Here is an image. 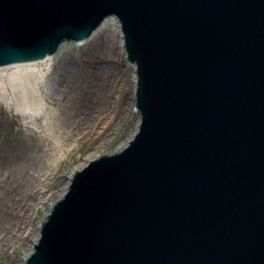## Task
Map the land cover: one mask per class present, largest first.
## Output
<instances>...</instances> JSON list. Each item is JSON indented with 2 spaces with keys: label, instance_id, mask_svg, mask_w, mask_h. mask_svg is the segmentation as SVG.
I'll return each mask as SVG.
<instances>
[{
  "label": "water",
  "instance_id": "1",
  "mask_svg": "<svg viewBox=\"0 0 264 264\" xmlns=\"http://www.w3.org/2000/svg\"><path fill=\"white\" fill-rule=\"evenodd\" d=\"M108 16L140 124L76 170L24 264H264V0H0V65Z\"/></svg>",
  "mask_w": 264,
  "mask_h": 264
},
{
  "label": "rangeland",
  "instance_id": "2",
  "mask_svg": "<svg viewBox=\"0 0 264 264\" xmlns=\"http://www.w3.org/2000/svg\"><path fill=\"white\" fill-rule=\"evenodd\" d=\"M96 30L92 34L109 35L117 44L116 57L119 59L122 70L107 103L106 117L99 119L92 127L93 133L86 134L81 130L82 127L72 129V137L66 141L68 144L60 145L64 131L71 129L72 119H65L64 109L49 97L47 81L50 80V70L56 64L43 69L44 73L36 86L39 90L31 95L30 104L24 107L25 109H22L16 102L14 93H10L7 101L3 97L5 93L3 92V95L0 93V189H2L0 216L13 212V221L17 220L16 223L19 224L15 226L18 231L14 230L15 228L8 229L11 241L7 243L5 249L0 250V264L23 263L24 251L29 249L34 234H38V223L46 207L60 190L63 182L70 177L69 172L84 160H89L90 156L94 154L97 156L96 154L100 152L104 153L124 144L137 125V115L133 108L132 65L123 59V47L118 27L116 28L115 24H103ZM98 53L99 51L96 50L94 57ZM96 60L103 59L95 58L94 61ZM119 113L122 117H119ZM104 130H108V136L106 134L105 137L110 139L112 134L111 143L98 149L97 142ZM58 146L59 151L52 159L48 153L53 147L55 149ZM27 156H30V160L25 162L23 158ZM41 161L47 162V165L49 161L52 163L48 167L39 165L30 211L28 213L23 210L12 211L11 198L15 199L16 193L21 188L24 176L22 171L29 169L33 163ZM49 177L58 178L59 182L55 186H50Z\"/></svg>",
  "mask_w": 264,
  "mask_h": 264
},
{
  "label": "bare ground",
  "instance_id": "3",
  "mask_svg": "<svg viewBox=\"0 0 264 264\" xmlns=\"http://www.w3.org/2000/svg\"><path fill=\"white\" fill-rule=\"evenodd\" d=\"M103 24H115L116 28L118 27V23L113 17L105 19L100 27ZM116 45L115 41L109 35L102 36L99 33H95L80 42L62 43L54 55L46 56L32 62L16 63L0 67V93L2 95L5 93L3 97H5L6 101L10 93H14L16 102L22 109H25L24 107H28L30 104L31 95H34L39 90L36 86L37 81L44 73L43 69L50 67L52 64H56L50 70V80L47 81V84L50 94L49 97L64 109L65 119H72L71 129L67 128L69 130L64 131L61 137L62 144L59 143L60 145L64 143L66 145L68 144L66 141L72 137V129L82 127L81 130L83 132L91 134L93 133L92 127L96 125L99 119L106 117L107 103L113 92L114 84L122 70L119 59L116 57ZM96 50L99 53L94 57ZM95 58L103 60L94 61ZM103 61L107 62L104 63ZM119 117H122L121 113H119ZM63 129L65 128L63 127ZM107 133L108 130H104L102 136L99 137L97 142L98 149L104 148L111 143L110 139L112 138V134L109 139L105 137ZM59 146L55 149L53 147L48 153L52 159L59 151ZM92 157H95V154L90 156V158ZM23 159L26 162L30 160V156L24 157ZM44 161L35 162L29 169L22 171V173L24 172V176L21 181V188H18L19 192L16 193V198H11L12 211L20 212L23 210L26 213L30 211L33 205L31 199L35 194L34 189L36 186V176L39 171L38 168H40L39 165H47V162L44 163ZM86 161L84 160L80 165H76L75 169L83 166ZM51 163L52 161H49L48 165ZM75 169L73 168L69 174L71 175ZM49 179L48 184L50 186H55L59 182L58 178L49 177ZM68 180L69 177H67L60 190L53 196L45 209V213L49 205L65 190ZM1 191L2 189H0ZM13 217V212L9 213V215L5 214L0 216V250L5 249L7 243L11 241V235L8 229L15 228L16 225H19L16 223L17 220L13 221ZM14 230L18 231L16 228ZM34 235V239L30 242L29 249L24 251L22 259L32 249V243L36 240L37 233Z\"/></svg>",
  "mask_w": 264,
  "mask_h": 264
}]
</instances>
